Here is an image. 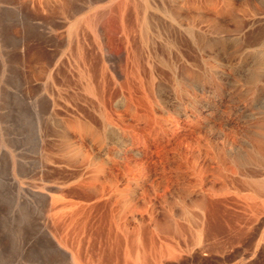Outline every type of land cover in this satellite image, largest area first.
Here are the masks:
<instances>
[{"label":"rangeland","instance_id":"374dc122","mask_svg":"<svg viewBox=\"0 0 264 264\" xmlns=\"http://www.w3.org/2000/svg\"><path fill=\"white\" fill-rule=\"evenodd\" d=\"M114 1L81 3L70 18L42 12L36 0L0 1V264H264V199L253 184L264 180V165H254L264 159V140L256 136H264V67L255 91L249 72L257 45L213 34L182 58L172 45L174 72L162 70L153 92L137 94L132 117L119 99L120 120L107 125L69 59V31ZM135 2L140 23L143 0ZM231 2L240 8L242 1ZM160 3L174 5L145 0L149 33L152 20L171 21L182 33L183 26L155 8ZM178 16H203L194 20V32L218 29L206 25L210 11L183 8ZM103 17V29L111 30L113 17ZM220 20L234 33L232 21ZM40 62L48 68L44 79L36 76ZM86 159L101 167L104 179L115 176L120 202L52 207L50 196L59 202L80 196L74 178L90 177ZM125 168L133 178L128 194ZM169 248L178 250L175 257Z\"/></svg>","mask_w":264,"mask_h":264},{"label":"bare ground","instance_id":"6f19581e","mask_svg":"<svg viewBox=\"0 0 264 264\" xmlns=\"http://www.w3.org/2000/svg\"><path fill=\"white\" fill-rule=\"evenodd\" d=\"M88 1L91 0H36V3L38 8L42 12L48 11V14H50L49 11H55L60 17L67 18L71 16L72 13L80 10L78 8L82 6L80 5L81 3ZM167 1L172 2L174 5L168 9L164 5L165 3H160V5H157L155 8L160 11L163 17L166 16L169 19L175 21L176 24L183 26L184 29L182 33H175L172 30L176 25H174V23L172 24L171 21L165 23L164 20H152V24L155 26V30L150 34L147 28L148 25L144 21V11L146 7V5L144 4L145 0H143L142 8H140V23L138 22V12L135 0H116L109 4L106 9L101 8L95 10L86 17L79 19L69 31V59L72 61V63H74L75 68L77 69V72L81 76V78L85 80V89H91L99 105L106 112L107 125L113 123V117L117 121L120 120V115H118L117 113L118 109L120 108L117 104L119 99L123 100V111L128 113L129 116L132 117V112L135 107V98L137 94L143 93V91L153 92L155 77L161 79V77L164 75V72L162 70L165 71V69L167 68L172 73L174 72V68L171 67V58H169V49L172 45L176 44V55L178 57L179 55L180 58H182L183 55H185L186 57L193 51H197L200 45L208 42L209 40H207L206 38L213 34L214 36L215 34H223L229 40H231L230 38H232L233 40L240 42L242 46L249 47L252 45H257V47L253 49V52L251 51L252 54L254 53V55L256 56V59L251 63L249 72L251 73V82L253 83L254 91L257 89L256 87H258V85H256V78L263 71L264 67V0H259V6L254 5L252 2H250V0H241V6H239L240 8H236L232 4L231 0H214L207 3L204 0ZM19 4H21V2ZM35 8L36 7H34V9ZM183 8H189L199 14L210 11L213 14V17L211 16L213 21L206 23V25L209 28L218 29L205 31L202 33L194 32L193 27L197 26L194 20L199 18L202 19L204 17H189V19L185 21L178 16L179 10ZM34 13L35 12H33L32 15ZM105 14L107 16L111 14V16L113 17V22L111 20V30L109 31L103 29V23L101 24V19L104 18L103 16ZM38 15L39 13L35 16L37 17ZM206 16L208 15L206 14ZM220 18L228 19L229 21L233 22V25L236 28L234 33H230L232 31L224 29V27H226L228 23L225 21L221 22L222 20L218 21ZM138 23L143 27L141 30L138 29ZM255 24H257V27L251 29ZM245 27L249 28L248 32H243V28ZM185 43H187L186 46H184ZM213 43L215 44V42ZM23 48L24 50L28 48H37L36 50L42 51L44 47L41 45H34L32 47L26 45ZM217 49L221 50L222 48L218 47ZM38 53H31L28 56L29 58L34 59V57H36V54L38 55ZM227 62L229 63V60ZM120 65L123 66V69H120ZM155 67L160 68V70H154ZM35 69L36 76L44 79L48 72V68L45 66V64L40 62V64ZM56 73L62 74L64 78V74L60 69H57ZM146 75L148 79L146 80V85H144L143 78ZM260 89L261 92H264L263 86H261ZM62 130L65 129L62 128ZM63 135L64 134H62L61 136ZM83 136L79 135L80 141L84 139ZM256 136H258L259 139L264 140L263 135L257 134ZM129 145L130 148L128 149V152L132 155H135L132 149V143H130ZM235 156L239 158L244 157L243 155H239L238 153H236ZM82 162L85 170L88 169L90 177L85 180L80 174H78L77 176H75L74 174V176L76 177L74 178V183L76 185V188L81 192V194H79L80 196L76 198V201L64 202L62 200L63 202L60 201L61 203L59 202V200H56L54 197L50 196L49 202L52 207L61 204L62 206L60 207L67 206L72 209L82 210L86 207L90 208V206H94L99 203L104 204V199L105 203L109 201L110 205L114 206L118 204L120 201L118 198H116L117 181L114 178L115 176L104 179L102 177L103 171L100 166L96 165L95 161L90 162L89 159H86ZM258 162L254 163L256 167L262 164L264 165V159L259 158ZM125 169L127 170L125 178L128 184L125 191L128 194L130 191L129 185L133 178L131 169ZM253 184L259 190L264 199V180L260 182H254ZM75 191V194L79 193L77 192V190ZM71 197L74 196L72 195ZM112 197H114L113 201L110 200ZM202 241L204 242V240ZM200 243L201 231L197 230L194 233V244L199 245ZM203 244H201L202 248ZM167 252L169 257H175L178 253V250L169 248Z\"/></svg>","mask_w":264,"mask_h":264}]
</instances>
